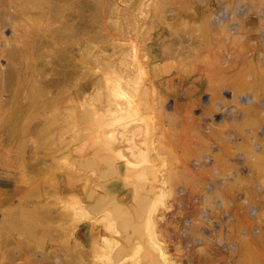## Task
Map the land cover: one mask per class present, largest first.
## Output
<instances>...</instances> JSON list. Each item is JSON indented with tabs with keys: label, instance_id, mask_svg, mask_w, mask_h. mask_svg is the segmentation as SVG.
Masks as SVG:
<instances>
[{
	"label": "bare ground",
	"instance_id": "6f19581e",
	"mask_svg": "<svg viewBox=\"0 0 264 264\" xmlns=\"http://www.w3.org/2000/svg\"><path fill=\"white\" fill-rule=\"evenodd\" d=\"M214 1L221 3V6L223 4V15L219 13L221 15L219 18H216L212 6ZM239 2L241 1L151 0V3L150 1L148 3L146 0H0V144L3 143L4 132L19 126L18 136L22 143L27 145L34 142L38 150L37 157L31 158L34 162L22 166L26 167L23 171L25 169L28 171L26 173L28 175L22 172L23 178L38 174L44 179L48 177L49 181L60 171L65 175L62 179H67L65 184L74 185V188L65 185L64 188H68L66 193L68 190L70 195L75 194L77 190L75 184L78 183L76 180L82 179L84 182L80 184H83V187L81 185L80 187L83 189L79 188L78 191H85L86 194L81 193L87 197L81 202L78 199L80 203L77 205L80 192L78 197H75L76 194L70 196L71 199L66 195L69 200L64 199V201L62 197L64 205L58 208L53 199L55 200L59 192L56 186L51 185L55 178L49 181V186H45L42 180H36L35 182L38 183L32 188L34 181L27 180L31 186L28 185L29 190L24 189V191L32 195L31 203L22 201L26 194H22L21 188L22 192L19 191L23 196H20L18 204L13 203L7 212L0 213L2 215L0 264H13L14 261L23 259L24 255H28V259L21 264H117L123 256L133 253L131 248L132 250L140 248L141 245L132 246L137 244L138 233H142V224L147 227L146 230L144 228L145 231L148 229L150 231L151 238L148 237L151 242L148 244L150 243L149 247L152 246L153 251L152 254L150 253L152 256L149 254L152 259H147L150 258L147 257L148 255L144 257L147 260L145 262L144 259L145 264H163V259L171 264L172 256L168 255V250L172 240L165 237V230L160 227L155 215L153 216L157 209L153 208L147 214L145 208L150 203L153 204V201L162 199L160 197L166 194V183L170 184L173 181V174L176 172L174 169H177L179 160L167 146V139L161 136L162 127L160 125V128L157 127V123L162 120L160 116L165 118L166 110L164 112L160 110L164 109L162 100L165 95L163 96L162 91L150 83L153 81L150 77L144 79L146 70L143 72L145 68L139 63L137 55L141 53L138 47L146 43L148 34L157 26L154 22L155 17L165 23L168 15L175 18L182 17L183 14L188 17L184 27H180L176 22H170L169 28L175 39L172 38L168 43L166 41V44H162L164 55L173 58L174 63L182 62V64L186 59L185 56L188 55V59H193V62L198 56L196 46L200 42L194 36V30L202 33L204 31L205 36L210 32L211 27L215 28V31L218 28L223 31L229 30L233 20L226 17L225 9L229 10L235 7L233 4ZM197 5L202 7L198 8ZM220 11L219 9L218 12ZM199 13L202 17L200 24L197 23ZM139 14L144 18L149 17L145 30H143L145 19ZM236 18L240 19L237 14ZM32 23L33 26H29ZM242 24L239 21L237 27L233 26L240 32ZM186 34H189L187 46L184 45ZM203 35L201 34L200 37ZM202 39L204 40V37ZM206 39L208 40V37H205ZM119 42L126 43V47L116 48ZM176 43L179 46H176ZM108 46L114 50L106 51L105 47ZM127 47L130 50H126ZM165 67L166 64L164 65L166 71ZM162 103L163 108H160ZM34 110L44 112V115L35 123H20L27 113L35 112ZM158 111L163 112L164 115L159 116ZM151 112L156 115L155 119L154 115H150ZM117 117L121 118L117 120ZM123 117L131 119L122 120ZM78 120H81L80 123L84 126L90 122L87 124L88 127H92L96 132L93 135H97L95 136L97 145L91 152H86L85 144L86 151L83 150L85 153H75L79 140L82 142V138L89 134L88 131L93 132V129L90 130L87 126L82 128ZM119 120L124 123L118 124ZM91 122H95L96 127L90 126L93 125ZM73 123H78V127H81V129L77 127L79 132H75L76 129L72 126L76 125L71 126ZM69 126L74 131L72 133L71 129L69 130L71 135L75 136L67 140L65 133L68 132ZM85 128H88L87 132ZM155 130L158 131L156 134H154ZM150 133L156 135L155 138L161 137L164 141L158 138L159 141L155 139V143L152 140L155 146L150 144L151 138L150 142L145 138L150 137ZM92 138L89 140H92L93 144L95 140ZM176 143L174 142V145ZM23 145L21 152L24 150ZM25 150L20 154L26 155ZM33 151L35 150L32 149ZM163 153L175 159L170 165L166 163L169 165L168 169L174 171L173 173L161 168L163 163L169 161L165 159L169 156L164 157ZM49 154L53 155L52 163L50 161L48 163ZM63 158L66 161L64 165L59 166L58 162ZM25 159L26 157L24 161L27 162ZM21 164L24 162L19 161V165ZM181 170L179 168L177 172ZM122 171L123 173H120ZM183 172L186 170L184 169ZM117 173H120L118 176L121 175L122 178L125 175L122 182L126 179L127 183L129 182L127 186L129 184L131 186L130 191H134L132 192L134 196L129 192L131 197H134V199L130 198L131 201L123 198L124 195L111 194L112 189L115 188L110 189L108 182L109 179H114ZM142 175L147 176L148 180L144 186L137 181ZM133 177L137 182L131 181ZM64 180H62L63 184ZM111 184L115 186V183ZM139 190L141 195L136 197ZM45 194H53L50 197L52 201H45ZM58 197L57 199L60 198ZM75 201L77 206L74 204ZM157 201L158 205L161 201ZM156 203L153 205L155 206ZM84 217L90 221L88 222ZM80 218H84L88 225ZM77 221L87 225L86 231H83L84 240L77 236L80 229H76L80 224L75 226ZM49 240L47 246L51 248L46 250L47 247H44L43 242ZM40 247L44 248V252L37 255Z\"/></svg>",
	"mask_w": 264,
	"mask_h": 264
},
{
	"label": "rangeland",
	"instance_id": "374dc122",
	"mask_svg": "<svg viewBox=\"0 0 264 264\" xmlns=\"http://www.w3.org/2000/svg\"><path fill=\"white\" fill-rule=\"evenodd\" d=\"M146 1L148 3L150 1L151 3V0ZM240 1L241 2L238 4H233L235 7L229 10L225 9L227 13L224 12V14L228 19L233 20L232 24L234 23L233 25L236 27L239 25V21L242 22V30L239 32L232 24H230L232 28L229 26V30L227 29L225 31L220 28L215 31V28L211 27V33L208 32L205 36L203 35L204 31L202 33V31L195 29L194 36L198 38L197 41H200V44L198 43V46H196V55L198 56L196 57L197 60L195 58L193 62V59H188V55L185 56L186 59L183 64L182 62L174 63V60H172L173 58L164 55L165 50L162 44H166V41L168 43L172 38L175 39V36L171 34L169 28L171 23L176 22L180 27L186 25L184 22L188 17L183 14L181 15L182 17L176 16L175 18L168 15L165 19V23L157 17H155V19L152 18L157 26L153 28L151 31L152 33L150 32L148 34L146 43L142 44L144 49L147 48L142 50L141 44L138 47L140 50L139 53H141L137 55L139 63L145 68L143 72L146 70L147 74L144 75V79L150 77V79L153 80L152 82L150 81V83H153L157 89H160L163 96L165 95V98L162 97L165 99L162 100L164 101V109H160L163 112L166 110L165 115L163 112H157L159 116L160 114L164 115L165 120L160 116L162 120H160V123H157L158 125H155H157V127H159V125L162 127V131L160 132L161 136L163 139H167V146L177 157V160H179L176 167L177 169H174V171L176 170V174H173V181H171L170 184L166 183L167 192H165V195L163 194V197H160L162 199L158 200L161 202L156 200L158 202L157 205L156 201H153V204L156 203L157 206L150 203L145 208L147 214L148 211L153 208L157 209L153 216L155 215L160 227L165 230V237L172 240L168 255L172 256L173 259L170 258V261L166 258L171 264H264V0ZM216 2L217 1L212 2V6L215 10L216 18H219L221 17L219 13L223 15L222 9L224 8H222L223 4L221 6V3ZM237 5L238 7H236ZM197 6L198 8L202 7L201 5ZM218 8L221 10L220 12H218ZM239 8L244 10H240ZM238 12H241L242 15ZM235 13L240 19L236 18ZM139 16L144 18L142 14H139ZM215 16L212 17L213 20H215ZM144 19L143 30L147 29L146 22L149 20V17ZM155 20L159 23H156ZM201 20L202 17L200 14L197 23L201 22ZM235 20L238 22H235ZM29 26H33V23ZM200 32L203 35L201 37V34H199ZM188 35L189 34H186L185 38ZM149 36L153 37L150 38ZM203 37L204 40L202 39ZM205 37H208V40L206 39L207 41ZM221 37L224 38L223 41ZM177 38L178 37H176V39ZM187 38L184 39L185 46L189 43V38ZM177 43L180 44L179 41ZM177 43L176 46L178 45ZM206 44L207 46H205ZM117 45L116 48L121 49L122 47L124 48V46L126 47L127 44H120L119 42ZM105 49L108 52L114 50V48L110 46L105 47ZM125 49L130 50L128 47ZM143 51L147 54L146 56L143 54ZM150 53L152 54L150 55ZM190 61L192 63H190ZM165 64L167 65V67H165L167 68L166 71L164 69ZM163 103L160 108H163ZM34 111L35 112L27 113L26 117H23L20 123H35L44 115V112H37L38 110ZM155 114L151 112L150 115H154L153 117L155 119ZM119 118L121 117H117V120ZM124 118L125 117H123L122 120H124ZM125 119L130 120L131 118ZM16 120L17 118L14 121V125H16ZM89 121L91 120H88V122ZM161 121L163 122L161 123ZM80 122L82 121L78 120L81 127H88L89 125L87 124L90 123L84 126L82 125L83 123ZM139 122H141V120H139ZM78 123L71 124V126L76 125L72 126L75 127V132H79ZM91 123H93V125L90 124V126L96 127V125H94L95 122ZM121 123L124 122L120 121L118 124ZM154 123H156V121ZM81 127L79 129H81ZM88 128H85V130H88ZM91 128L92 127L89 129L91 130ZM70 129L72 133L74 132L72 131L73 128L70 126L67 128L68 132L65 133L67 140L74 138V134L71 135L72 133L69 131ZM19 132V126L7 130L4 132L5 134L3 133V143L0 144V150H2L5 156L7 155V160L0 161L1 214L7 212L10 205H13V203L15 205L18 204L21 199L22 189V194H26L24 189L29 190L27 186L30 185L27 180L34 181L32 186L30 185L32 188L33 185L38 183L35 182L36 180H42L45 186H49V181L55 178L56 181L53 180L54 183L51 185L57 187L59 193L56 191L55 194L58 193L60 195H58L60 198L57 196L59 199L64 197L63 200H66V195L70 197L74 194L70 195L71 193H68V190V194L65 192L66 189H68L64 188L65 185L68 187L71 186V183L65 184L67 179L66 177V180L62 179L65 175L60 171L55 173L49 181L48 177L44 179L43 176L38 174L25 176V179L23 178L24 174L28 175L26 174L28 171H26V169V172L23 171L26 167L22 166H26V163H33L35 157L38 155V150L34 142L27 143V145L29 144L28 146L24 144V142L22 143V140L18 136ZM157 132L155 130L154 134ZM88 133L89 134L84 137L85 140L82 138L83 143L79 140V145L76 144V154L85 153V147H87L86 152H91L94 150L95 145H97V137L95 138L97 135H93L96 134L94 129L92 133L91 131H88ZM154 134L150 133V137H145L148 142H150L149 139L151 138L150 140L152 143L150 144H153L155 139L159 141L158 138H161H155L156 135L154 136ZM151 136H153V138ZM91 138L95 140L93 143L94 145L91 143L92 140H89ZM163 139L161 138L162 142L164 141ZM156 141H154V143ZM174 142L177 143L174 145ZM158 143L156 144L158 145ZM23 144L28 148H25ZM22 145L24 147L22 149H26V153H24L26 155H22L24 151L21 152ZM89 145L91 147H89ZM153 145L155 146V144ZM88 147L90 149H88ZM32 149L35 150L33 151L34 153ZM20 152L22 154H20ZM50 155L51 154L48 155V163L49 161L52 163L51 159L53 155H51L52 157ZM166 156L169 155L165 154L164 157ZM16 157H19V159ZM25 157L27 162L24 161ZM33 157L34 159L32 160L31 158ZM165 159H169V163L167 161L165 162ZM165 159L163 162L169 165L175 160L171 159L170 156ZM19 161L21 163L23 161L24 164L19 165ZM65 161V158L60 159L58 165H64ZM165 164L163 163L161 168L167 170L169 168L167 166L169 165ZM165 167L167 168L165 169ZM179 168L182 170L177 172ZM184 169L186 172H183ZM168 170L172 172V170ZM22 172L24 173L23 175ZM165 172L167 173L168 171ZM120 173H123V171ZM120 173H117V175H115L116 177L114 176L115 178L111 177L115 180L109 179L108 184L110 189L114 187L115 189H112V191H116H111V194L116 193L124 195L123 198H128L131 201L130 198L134 199L129 193L131 192V186L130 184L127 186L129 182L127 183L126 179H124L126 182H122L125 175H122L123 178L119 175L120 178L118 176ZM19 175L21 178H19ZM141 177L142 178L138 177L139 179L137 178V181L141 186H144L148 182L146 179L147 176L142 175ZM133 179L131 181L137 182L134 177ZM62 180H64V184ZM76 181H78L79 184L77 182L76 184L74 183L76 186L75 189H77V193L74 190L76 194L74 195L76 197L80 192L78 195L79 197L77 196V202L78 199L81 202L87 198L86 195H84L86 194L84 193L85 191H78L80 190L79 188H81L80 185L83 187V184L80 183L84 181L82 179ZM120 182H122V184H120ZM111 183H113V185L115 183V186H112ZM123 183H126V185ZM21 185L24 188L21 187ZM72 186L74 188V185ZM119 189L120 191H118ZM139 192L140 190L137 192L136 197L141 195V192ZM29 194H26L25 199L22 200L28 202V204L31 203V199L33 198L32 195ZM133 194L134 193H132V195ZM45 196V201H52L50 197H52L53 194H45ZM57 197L55 200L53 199V201H56V206L61 208L65 200H59ZM77 202L74 204L76 205ZM80 202H78L77 205H79ZM1 214L0 217H2ZM84 218H80V220L85 223L87 218L86 220H84ZM0 221L2 220L0 219ZM82 222L77 221L75 226H78L77 224L80 223V227L78 226L76 228H80L77 236L79 239L84 240L83 231H86L88 223L86 222L85 224L87 225H85ZM166 227H168V230H166ZM144 228L146 230L147 227L142 224V233H138L139 239L137 238V244L131 245L132 247L141 245L140 248H134L135 250L131 248L130 250L133 251V253L131 254L129 250L130 253L126 256L121 254L123 259L121 258V261L117 262V264H124L126 262V264H136L137 262V264L140 262L145 264L147 255V257H150L147 259L153 258L151 257L153 253L151 250L152 246L150 248V243L148 244V242H151V234L149 229L145 231ZM49 243L50 240L43 242L44 247H47L46 250H50L51 248V246H47ZM43 250L44 248L42 247L38 248L37 255L44 252ZM27 256L28 255H24L23 259H18L14 261L13 264H21L27 261ZM160 259L162 260V258ZM163 261L165 262V260H162L164 264ZM166 263L169 264V262H165V264Z\"/></svg>",
	"mask_w": 264,
	"mask_h": 264
},
{
	"label": "crops",
	"instance_id": "0c3cea01",
	"mask_svg": "<svg viewBox=\"0 0 264 264\" xmlns=\"http://www.w3.org/2000/svg\"><path fill=\"white\" fill-rule=\"evenodd\" d=\"M7 160V155L5 156L4 153H2V150H0V161H5Z\"/></svg>",
	"mask_w": 264,
	"mask_h": 264
}]
</instances>
